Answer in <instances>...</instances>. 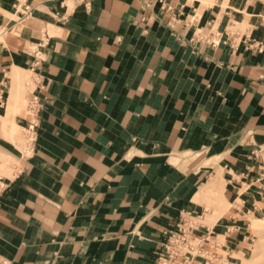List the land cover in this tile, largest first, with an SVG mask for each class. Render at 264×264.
<instances>
[{
  "label": "crops",
  "instance_id": "obj_1",
  "mask_svg": "<svg viewBox=\"0 0 264 264\" xmlns=\"http://www.w3.org/2000/svg\"><path fill=\"white\" fill-rule=\"evenodd\" d=\"M0 170V264H154L211 195L229 212L197 233L226 255L191 264L238 261L264 207V0H0Z\"/></svg>",
  "mask_w": 264,
  "mask_h": 264
},
{
  "label": "rangeland",
  "instance_id": "obj_2",
  "mask_svg": "<svg viewBox=\"0 0 264 264\" xmlns=\"http://www.w3.org/2000/svg\"><path fill=\"white\" fill-rule=\"evenodd\" d=\"M24 74H19L17 69H14L11 78L12 82L14 83V90L11 92L10 102H14V106H10L11 109L14 110V114L22 113L23 115L29 118L27 129L22 131L20 129H14V131L18 132L17 134L20 135V139L26 147H31V136L28 135L25 138H22L21 134L24 136L27 135L32 131L31 128L33 125L34 120V113L32 114L30 110V103H31V90L33 89L32 78L31 75L22 71ZM11 104V103H10ZM33 118V120H32ZM31 128V129H30ZM13 131V132H14ZM22 131V133H21ZM29 138V139H28ZM27 139L30 140V145H28ZM24 140V141H23ZM27 143V144H25ZM25 147V146H24ZM10 164V163H9ZM14 164V163H12ZM17 167V166H16ZM15 167V169H16ZM0 176H4L2 171L0 170ZM221 181L218 180V185H220ZM218 185L207 194H214ZM205 203L206 209L208 212L213 211V215L208 214L204 217V219L200 218H188V222L194 224V227H199L200 225H206L210 228L211 231L216 232V224L219 220V217L224 213H228L229 207L231 206H224V204L218 199V196H210V202H202ZM220 207L222 213H216L215 208ZM220 211V210H219ZM220 211V212H221ZM221 219V218H220ZM250 223L248 227V240L245 241L240 246L245 251V255L241 257L238 261H232L233 264H258L261 261H264V207L263 211L258 216H251L249 217ZM214 237V238H213ZM211 237L210 241L211 244L214 246H219L216 252L222 256L226 255L225 249L228 243V236L226 234H222L220 232L217 235ZM237 257V255H234Z\"/></svg>",
  "mask_w": 264,
  "mask_h": 264
},
{
  "label": "built area",
  "instance_id": "obj_3",
  "mask_svg": "<svg viewBox=\"0 0 264 264\" xmlns=\"http://www.w3.org/2000/svg\"><path fill=\"white\" fill-rule=\"evenodd\" d=\"M30 105L35 113L36 97L32 96ZM197 228L187 220L183 221L176 230L167 232L161 249L156 253L154 264H191L195 258H203L206 263L215 262L216 250L219 246L211 244L212 234L208 231L199 234Z\"/></svg>",
  "mask_w": 264,
  "mask_h": 264
},
{
  "label": "bare ground",
  "instance_id": "obj_4",
  "mask_svg": "<svg viewBox=\"0 0 264 264\" xmlns=\"http://www.w3.org/2000/svg\"><path fill=\"white\" fill-rule=\"evenodd\" d=\"M17 71H19V74H24V73H22V71H21L20 69H17ZM30 109H31V107H30ZM6 164H7V163H6ZM10 166H11L12 168L15 167V165L12 164V163H11ZM217 185H218V179L212 181L211 184L207 187L205 193L212 191ZM258 264H264V261H261V262H259Z\"/></svg>",
  "mask_w": 264,
  "mask_h": 264
}]
</instances>
